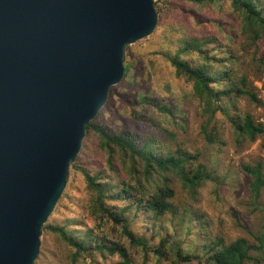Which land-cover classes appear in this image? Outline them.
Segmentation results:
<instances>
[{
    "label": "trees",
    "instance_id": "1",
    "mask_svg": "<svg viewBox=\"0 0 264 264\" xmlns=\"http://www.w3.org/2000/svg\"><path fill=\"white\" fill-rule=\"evenodd\" d=\"M178 1L198 7L203 15L191 13L193 29L185 34L175 30L176 36L167 32L161 45L170 40L180 42L179 53L169 56V63L175 76L191 85L189 95L195 102V110L174 108L163 100L142 96L135 103L145 113L139 115L137 106L131 110L136 126L134 134L113 133L95 119L88 124L82 148L70 169L83 179L87 192L80 208L82 216L66 217L61 223L50 222L65 201L73 197L69 194L73 184L70 178L43 226V231L57 235L73 251L68 256L72 264L78 263L82 254L92 253L104 258L117 255L119 264H131L129 251H143L144 264H148V254L152 255L154 264H264V221L259 234L250 235L253 243L239 238L227 244L220 237L211 241L208 220L191 203L175 205L176 187L191 200L195 199L199 188L216 181V169L209 170V162L203 161L200 153L186 150L172 153L166 148H171L168 138L174 139L173 147L181 145L176 133L168 132L167 127L186 132L192 113L202 118L201 130L210 141L213 139L207 134L208 126L219 120L224 125L231 123L236 147L259 139L264 147V125L255 122L249 114L236 115L232 111L238 96L259 104L255 93L240 90L246 86V78L240 75V57L233 47L241 45L242 52L248 50L247 54L260 49V53H255L259 58H253V63L260 64L264 70V0ZM214 26L209 34L208 29ZM217 31L221 35L214 34ZM250 56L252 59L253 54ZM125 70L128 77L130 66H125ZM139 125L144 126L143 131ZM90 137L95 138L94 144ZM217 143L225 145L222 140ZM89 152L98 154L101 161H87ZM241 170L252 178L250 190L258 198L260 189L264 188L262 165H245ZM71 205L74 204L68 203L65 208ZM110 223L120 231L117 242H107L96 233L103 232ZM146 230L156 234V245L150 244Z\"/></svg>",
    "mask_w": 264,
    "mask_h": 264
},
{
    "label": "water",
    "instance_id": "2",
    "mask_svg": "<svg viewBox=\"0 0 264 264\" xmlns=\"http://www.w3.org/2000/svg\"><path fill=\"white\" fill-rule=\"evenodd\" d=\"M153 0H0V264H34L86 128Z\"/></svg>",
    "mask_w": 264,
    "mask_h": 264
},
{
    "label": "rangeland",
    "instance_id": "3",
    "mask_svg": "<svg viewBox=\"0 0 264 264\" xmlns=\"http://www.w3.org/2000/svg\"><path fill=\"white\" fill-rule=\"evenodd\" d=\"M153 1L158 15L157 26L149 37L126 47L124 65L130 66L131 72L118 85L111 88L105 105L95 118L97 124L105 126L113 133L134 134L136 126L131 110L137 106L138 108L135 109L138 110L139 115L145 113L135 103L142 96L163 100L164 103H168L174 108L191 107V110H195V102L189 95L191 85L182 80V77H176L169 63V56L179 53L180 42L170 40L168 43H164V46L161 44L165 40L167 32H173L176 36L175 30H181L183 34L191 31L194 22L191 21L190 14L195 13L202 16L203 13L198 7L178 0ZM215 28L216 26L210 27L209 34ZM214 34L219 36L221 32L217 31ZM221 39L223 41L222 36ZM233 50L237 57H240V75H244L246 78V86L241 87L240 90L246 89L255 93L259 104L256 105L246 96H238L234 101L235 110L232 111L236 115L249 114L255 122L264 125V70L260 64L253 63V58H259L255 53H260L261 50L253 49V53H250L253 54L252 59L250 54H247V49L242 52L241 45L234 46ZM153 52H160V54L155 55ZM179 55L184 57L182 54ZM222 55H224V50ZM192 114L193 117L190 119L186 132H178V130L167 127L168 132L176 133L175 138L181 140V145L173 147L174 139L168 138L167 141L171 148H166L172 150V153L177 150H186L193 154L200 153L203 161L209 162L208 169L212 171L216 169L214 174L216 181L206 182L202 188H199L197 197L192 200L185 192L180 191L179 187H176L177 196L174 203L179 207L191 203L197 212L208 220L211 241H214L215 237H220L229 244L236 239L244 238L253 243L250 235L259 234L260 226L264 221L262 214L264 188L260 189L258 198H255V194L250 190L252 178L241 169L245 165L251 167L261 164L264 174L262 139L252 144L245 142L240 147H236L231 123L224 125L218 120L208 126L207 134L211 135L213 139L210 141L201 130L202 118H199L195 113ZM139 127L141 131L144 130L143 125H139ZM94 139V137H90L93 144L95 143ZM219 140H222L225 145H219L217 143ZM92 143L90 142V144ZM101 159L98 154L93 155L92 152H89L86 160L99 162ZM70 178L73 184L69 187V194L73 197L71 200L65 201V205L59 210L58 215L54 214L52 219L50 218V222L61 223L66 217L82 216L80 208L87 198L83 179L77 172H70L68 181ZM68 185L67 182L66 187ZM68 203L74 205L65 208ZM83 216H87V213H84ZM119 232L118 229H113V224L110 223L104 226L103 232L97 230L96 233L99 238H104L107 242H117ZM146 238L152 246L158 243L156 234L151 230H146ZM121 242L124 241L121 240ZM72 252L57 235L43 231L40 252L34 264H72L68 258ZM129 252L132 253L131 264H144L143 251ZM148 259V264H154L155 260L152 259L151 254H148ZM119 262L120 258L117 255L104 258L98 253H92L91 255L82 254L76 264H119Z\"/></svg>",
    "mask_w": 264,
    "mask_h": 264
}]
</instances>
